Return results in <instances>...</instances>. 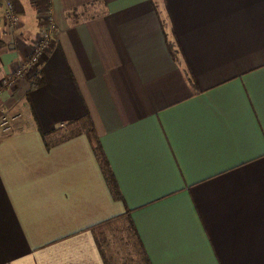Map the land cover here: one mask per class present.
Wrapping results in <instances>:
<instances>
[{"label":"crops","instance_id":"crops-1","mask_svg":"<svg viewBox=\"0 0 264 264\" xmlns=\"http://www.w3.org/2000/svg\"><path fill=\"white\" fill-rule=\"evenodd\" d=\"M13 1L0 264H264V0Z\"/></svg>","mask_w":264,"mask_h":264},{"label":"built area","instance_id":"built-area-1","mask_svg":"<svg viewBox=\"0 0 264 264\" xmlns=\"http://www.w3.org/2000/svg\"><path fill=\"white\" fill-rule=\"evenodd\" d=\"M1 2L4 7V19L9 25H16L18 23V16L15 13L14 1L1 0ZM46 21L45 28L41 30L38 39L33 43L31 53L28 55L29 58L27 63L19 66L14 70L11 76L4 77L0 81V94L2 93L3 88H11L15 85V81L21 78L23 79L29 68H37L44 53L50 49V43L53 38L52 29H54V25L50 18H46Z\"/></svg>","mask_w":264,"mask_h":264},{"label":"trees","instance_id":"trees-1","mask_svg":"<svg viewBox=\"0 0 264 264\" xmlns=\"http://www.w3.org/2000/svg\"><path fill=\"white\" fill-rule=\"evenodd\" d=\"M170 51H171L173 58L175 60H177V52L172 47H170ZM42 84H43V82H42V79L40 78V79H37L33 82L32 87L33 88H39ZM84 132L87 134V136L89 138V141H90L89 144L91 145L94 157L96 158V160L98 162V165L100 167L99 169H101V172L103 174V177L105 180L104 182H106V184H107L108 188L110 189L113 197L116 199H120V194H118L119 191H118V188L116 185V181H114L115 179H114V176L112 174V171L109 169L110 166L108 164V161L106 160V157L104 156V152L102 150L101 144H99V139H98V136L96 135V132L93 130L92 126H88V125L86 126ZM130 226H131L130 229L133 232V237L135 238V240L137 239L139 241L137 233L134 232L135 230L133 229L132 225H130ZM139 243H140V241H139ZM140 247L142 248L141 244H140ZM141 255H142L141 257L143 259L144 264H150L148 262L147 257H145L146 255L144 253V250H142Z\"/></svg>","mask_w":264,"mask_h":264}]
</instances>
